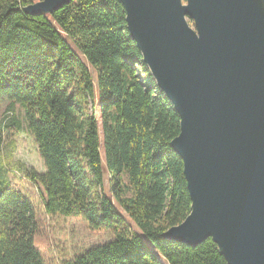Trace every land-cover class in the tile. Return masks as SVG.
Listing matches in <instances>:
<instances>
[{
	"label": "trees",
	"instance_id": "trees-1",
	"mask_svg": "<svg viewBox=\"0 0 264 264\" xmlns=\"http://www.w3.org/2000/svg\"><path fill=\"white\" fill-rule=\"evenodd\" d=\"M36 1L0 0V110L8 116L0 154L10 130L28 132L46 172L27 178L45 212L82 217L114 236L64 264H228L212 239L190 247L163 237L192 206L171 145L180 117L150 76L121 1L74 0L53 15L26 14ZM6 176L0 164V264H45L35 206Z\"/></svg>",
	"mask_w": 264,
	"mask_h": 264
},
{
	"label": "water",
	"instance_id": "water-1",
	"mask_svg": "<svg viewBox=\"0 0 264 264\" xmlns=\"http://www.w3.org/2000/svg\"><path fill=\"white\" fill-rule=\"evenodd\" d=\"M73 1L24 12L53 15ZM120 1L150 76L180 117L171 145L192 206L163 237L190 247L212 239L228 264H264V0Z\"/></svg>",
	"mask_w": 264,
	"mask_h": 264
},
{
	"label": "rangeland",
	"instance_id": "rangeland-1",
	"mask_svg": "<svg viewBox=\"0 0 264 264\" xmlns=\"http://www.w3.org/2000/svg\"><path fill=\"white\" fill-rule=\"evenodd\" d=\"M37 2L39 0L35 3ZM69 41L77 53L82 56L75 43L72 40ZM92 71L97 82L98 74L94 69ZM6 109L7 107L0 110V121L8 117L6 116ZM16 110V116L21 119L24 114L23 109L17 106ZM13 131L10 130L6 135L4 147L0 154V164H4L7 169L6 178L10 189L22 192L35 206L39 223V232L35 237V247L40 251L44 263L64 264L69 260H74L93 247L112 241L114 238L112 232L108 230H90L82 217L50 216L45 212L40 191L27 178V171L46 172L38 145L28 132L24 131L14 135L12 134ZM102 156L106 158L104 148ZM123 181L125 183L128 182L127 176L123 178ZM112 188L113 182L107 173L105 191L111 198H113ZM121 212L124 213L122 210ZM129 224L134 230L140 232L131 220H129Z\"/></svg>",
	"mask_w": 264,
	"mask_h": 264
}]
</instances>
